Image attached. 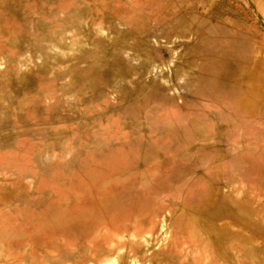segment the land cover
<instances>
[{
	"label": "rangeland",
	"instance_id": "obj_1",
	"mask_svg": "<svg viewBox=\"0 0 264 264\" xmlns=\"http://www.w3.org/2000/svg\"><path fill=\"white\" fill-rule=\"evenodd\" d=\"M0 264H264V0H0Z\"/></svg>",
	"mask_w": 264,
	"mask_h": 264
},
{
	"label": "bare ground",
	"instance_id": "obj_2",
	"mask_svg": "<svg viewBox=\"0 0 264 264\" xmlns=\"http://www.w3.org/2000/svg\"><path fill=\"white\" fill-rule=\"evenodd\" d=\"M143 102V101H142Z\"/></svg>",
	"mask_w": 264,
	"mask_h": 264
}]
</instances>
